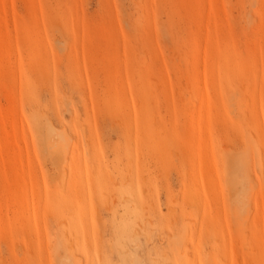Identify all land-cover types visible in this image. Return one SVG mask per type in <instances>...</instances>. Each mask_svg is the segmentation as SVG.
I'll return each instance as SVG.
<instances>
[{
    "label": "rangeland",
    "instance_id": "374dc122",
    "mask_svg": "<svg viewBox=\"0 0 264 264\" xmlns=\"http://www.w3.org/2000/svg\"><path fill=\"white\" fill-rule=\"evenodd\" d=\"M73 254L264 264V0H0V264Z\"/></svg>",
    "mask_w": 264,
    "mask_h": 264
},
{
    "label": "bare ground",
    "instance_id": "6f19581e",
    "mask_svg": "<svg viewBox=\"0 0 264 264\" xmlns=\"http://www.w3.org/2000/svg\"><path fill=\"white\" fill-rule=\"evenodd\" d=\"M64 173H65V172H64ZM68 242H69V241H68ZM72 245H73V244H72ZM77 245H78V244H77ZM68 246H69V245H68ZM90 246L94 247L93 244L90 245ZM69 248H70V250L72 249L71 251H72L73 253H75L76 249H75L73 246H71V247H69ZM83 248H84V247H83ZM85 248H88V249L90 248V250L93 251V253H95L94 248L87 247V246H86ZM77 254H79V253H77ZM77 254H75V255L73 254V256H76V257H77V256H78ZM74 258H75V257H73V259H74ZM75 259H76L77 264H86V263H85V260H84V256L79 255V256H78L77 258H75ZM77 259H78V261H77ZM73 261H75V260H73ZM76 262H74V263L76 264ZM74 263H73V264H74Z\"/></svg>",
    "mask_w": 264,
    "mask_h": 264
}]
</instances>
